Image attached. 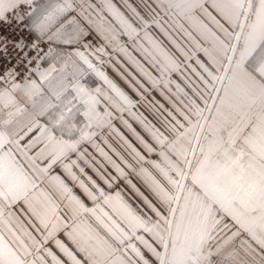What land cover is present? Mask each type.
Here are the masks:
<instances>
[{"label":"crops","instance_id":"1","mask_svg":"<svg viewBox=\"0 0 264 264\" xmlns=\"http://www.w3.org/2000/svg\"><path fill=\"white\" fill-rule=\"evenodd\" d=\"M83 7L87 11L77 31L49 41L58 49H70L73 59L81 58L83 63L75 60L72 67L79 69L72 83L55 93L54 72L58 69L48 63L33 79L0 86V264H50L55 258L49 260L44 255L39 239L58 234L66 240L72 237V229L97 231L99 241L84 237L86 249L90 242L103 246L105 251L108 246L123 248V254L109 255L117 264H191L188 244L181 252L182 241L173 242L168 236L169 227L164 225L162 215L150 210L149 213L146 207L149 204L145 196H150L147 191L157 199L161 196L168 200L169 196L155 180L156 163L163 166L155 159L156 149L151 142L140 136L136 107L110 91L101 79L86 80V69L91 68L92 62L79 53L85 49L93 53L85 43L89 33L102 39L91 27L95 23L108 39L118 36L112 33L111 22L123 28L124 22L137 26L141 21H171L175 20L172 15H179L187 20L189 32L208 39L215 49L213 53L226 50L227 40L238 39L236 58L244 74L240 79L242 116L264 118V0H87ZM153 11L163 17L154 18ZM91 43L97 47L96 42ZM99 45L101 53L106 54L111 47L105 40H100ZM83 64L85 69L80 72ZM103 68L108 69V65ZM68 90L73 106L80 105L81 118L80 131L70 137L61 135L53 125L57 103ZM68 165L94 199L65 176ZM57 175L64 177L82 204L58 190L60 182L53 179ZM107 230H119L122 235L125 230L135 238L108 239L103 235ZM149 235L151 239L147 240ZM68 243L75 244L71 238L66 240ZM174 247H179V254L174 253ZM93 255L96 254L83 250L85 260L114 264L104 261L107 258L102 256L107 253L95 258Z\"/></svg>","mask_w":264,"mask_h":264},{"label":"rangeland","instance_id":"2","mask_svg":"<svg viewBox=\"0 0 264 264\" xmlns=\"http://www.w3.org/2000/svg\"><path fill=\"white\" fill-rule=\"evenodd\" d=\"M152 16L163 17L155 11ZM172 17L175 20L141 21L137 26L124 22L123 28L111 22L112 33L118 36L108 39L103 28L92 25L103 37L87 30L90 36L85 43L93 53L86 49L79 53L92 62L86 80L101 79L136 107L140 136L151 142L155 159L163 166L156 163L155 180L169 196L157 199L142 189L150 195L145 196L146 207L162 215L168 236L173 242L182 241L181 252L188 244L191 264H264V121L260 120L264 118L242 116L244 74L236 58L238 39L227 40L226 50L213 53L208 39L188 31L187 20ZM100 40L111 45L107 54L101 53ZM72 57L70 49L54 47L47 61L58 69L55 93L78 77L79 69L72 67L75 60L82 61ZM106 65L108 69L103 68ZM71 95L68 90L62 96L53 114L55 129L68 137L81 129L80 105L73 106ZM71 233L73 245L66 244L70 238L58 234L39 239L44 255L55 258L50 264H100L83 259L84 249L96 254L93 258L107 253L104 261L114 264L109 255L123 254V248L108 246L105 251L91 242L86 249L84 237L99 241L95 229ZM103 235L125 241L135 238L125 230L123 235L119 230L103 231ZM174 248L179 254V247Z\"/></svg>","mask_w":264,"mask_h":264},{"label":"snow or ice","instance_id":"3","mask_svg":"<svg viewBox=\"0 0 264 264\" xmlns=\"http://www.w3.org/2000/svg\"><path fill=\"white\" fill-rule=\"evenodd\" d=\"M86 3L87 0H0V23H7L9 17L20 24H24L27 19L29 29L34 37H43L45 38L43 42L48 43L54 36L70 35L77 31L81 20L85 18L87 10L82 6ZM40 42L39 39L34 40V43ZM72 164H77V161H72ZM67 167L69 171L65 172V176L76 183L81 192L89 196L90 199H94L95 197L87 185L71 171V165ZM114 167H116L117 172H120L118 166L114 165ZM80 172L84 173V169L80 168ZM84 174L86 175V173ZM120 174L123 175L122 172ZM53 179L59 180V191L69 194L70 200L82 204L64 177L57 175ZM88 180L95 184L91 177H88Z\"/></svg>","mask_w":264,"mask_h":264},{"label":"built area","instance_id":"4","mask_svg":"<svg viewBox=\"0 0 264 264\" xmlns=\"http://www.w3.org/2000/svg\"><path fill=\"white\" fill-rule=\"evenodd\" d=\"M35 39L41 42L34 43ZM43 40L34 37L27 19L20 24L9 17L7 23H0V86L33 79L45 67L54 47Z\"/></svg>","mask_w":264,"mask_h":264}]
</instances>
